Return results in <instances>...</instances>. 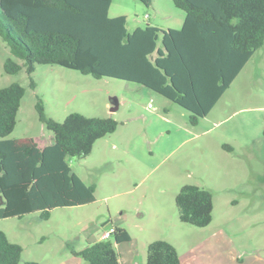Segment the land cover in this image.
Wrapping results in <instances>:
<instances>
[{
  "label": "rangeland",
  "instance_id": "374dc122",
  "mask_svg": "<svg viewBox=\"0 0 264 264\" xmlns=\"http://www.w3.org/2000/svg\"><path fill=\"white\" fill-rule=\"evenodd\" d=\"M119 15L127 16V28L133 31L151 22L178 27L185 12L173 0H154L151 6L113 0L109 16ZM9 55L0 36V88L15 81L26 88L8 138H34L39 145L54 141L53 131L39 119V96L47 114L59 121L77 111L119 122L89 155L68 157L73 170L96 185L94 202L58 207L48 220H40L39 212L0 219V229L24 248L19 264H86L81 257L69 261L71 249L86 247L115 226L131 234L132 243L123 248L136 249L139 264H147L148 240H168L184 254L214 230H224L227 241L213 237L212 251L205 250L207 241L200 245L196 264H223L213 259L215 250L227 257L226 264H255L256 258L264 264V45L198 125L190 124L186 109L137 83L97 79L56 64L36 63L31 74L26 68L8 74L4 62ZM110 95L120 98L116 111L110 110ZM185 184L213 192L215 213L209 226L180 220L175 198ZM125 255L127 262L130 254Z\"/></svg>",
  "mask_w": 264,
  "mask_h": 264
},
{
  "label": "trees",
  "instance_id": "16d2710c",
  "mask_svg": "<svg viewBox=\"0 0 264 264\" xmlns=\"http://www.w3.org/2000/svg\"><path fill=\"white\" fill-rule=\"evenodd\" d=\"M112 2L0 0V36L10 50L5 72L26 68L31 74L36 63L56 64L97 79L134 82L186 109L190 124L198 125L264 45V0H173L185 12L180 28L149 23L133 31L126 15L109 16ZM25 94L19 81L0 88V219L39 212L40 220H48L58 207L94 202L96 185L86 183L68 157L89 155L119 122L77 111L59 121L47 114L39 96L36 110L54 141L41 146L34 138H8ZM175 200L182 222L197 227L212 222L211 190L185 184ZM130 240L126 228L115 226L110 237L71 252L86 264H121L117 244ZM23 251L0 229V264H19ZM147 264H181V258L175 245L156 239L147 246Z\"/></svg>",
  "mask_w": 264,
  "mask_h": 264
},
{
  "label": "crops",
  "instance_id": "0c3cea01",
  "mask_svg": "<svg viewBox=\"0 0 264 264\" xmlns=\"http://www.w3.org/2000/svg\"><path fill=\"white\" fill-rule=\"evenodd\" d=\"M184 20V19H183ZM183 20H182V22L180 23V25L178 26V27H164V26H161V25H159V24H156V23H150V24H153V25H156V26H158V27H160V28H180L181 26H182V23H183ZM247 65V64H246ZM245 65V66H246ZM167 99V98H166ZM167 101H170V100H168L167 99ZM109 106H110V104H109ZM169 110V108L168 107H166L165 108V111H168ZM41 146H46V145H41ZM214 213H215V202H214V211H213V220H214ZM213 220H212V222H213ZM211 222V223H212ZM210 223V224H211ZM209 224V225H210ZM208 225V226H209ZM207 227V226H206ZM114 228V227H113ZM113 228H111V229H108V230H113ZM204 228V227H203ZM106 230H104V232H105ZM103 232V233H104ZM212 232H214V235H212V236H210V237H208L207 239H205V240H202V241H200V242H194L193 244H192V246L184 253V254H182V253H180V251H179V249L177 248V250H178V253H179V255H180V258H181V264H196V250H197V248L200 246V245H202V244H204L206 241H207V244L205 245V250H209V251H212V250H214L215 248H216V244L214 243H212V238L213 237H215V238H217V240L219 241V242H226L227 241V238H226V235L224 234V230H222V231H219V232H216L215 233V230L214 231H212ZM102 234V233H101ZM103 236V234L102 235H100V237L98 238V239H101V238H103L102 237ZM97 239V240H98ZM156 240V239H155ZM96 241V240H95ZM132 241H133V238H132V236H131V240L130 241H126V242H122V243H119V244H117V250H118V252H119V254H120V261H121V264H139L140 263V261H139V256L140 255H138V251L136 250V249H134V248H132V247H130L128 250H126L125 248H123L124 246H123V243H132ZM151 241L150 240H148L147 242H146V244H145V246L147 247L148 246V244L150 243ZM170 242V241H169ZM172 243V242H171ZM173 244V243H172ZM174 245V244H173ZM230 245H231V243H230ZM125 253L127 254V253H129L130 255L129 256H127L126 257V260H127V262H125L124 261V258H125ZM221 255V253H218L216 250L214 251V255H213V259L217 262V263H219V262H222L223 264H226V262H227V257H225V256H220ZM72 256L73 257H71V258H69L70 260L69 261H81L80 259H79V257L78 256H75V255H73L72 254ZM68 264H70V263H68ZM72 264V263H71ZM255 264H261V262H260V259H258V258H256V260H255Z\"/></svg>",
  "mask_w": 264,
  "mask_h": 264
},
{
  "label": "water",
  "instance_id": "95a60500",
  "mask_svg": "<svg viewBox=\"0 0 264 264\" xmlns=\"http://www.w3.org/2000/svg\"><path fill=\"white\" fill-rule=\"evenodd\" d=\"M110 110L116 111L120 108L121 102L117 95H110L109 97Z\"/></svg>",
  "mask_w": 264,
  "mask_h": 264
},
{
  "label": "built area",
  "instance_id": "2783aa9c",
  "mask_svg": "<svg viewBox=\"0 0 264 264\" xmlns=\"http://www.w3.org/2000/svg\"><path fill=\"white\" fill-rule=\"evenodd\" d=\"M111 232H112V230H106L104 233H103V238H108V237H110V235H111Z\"/></svg>",
  "mask_w": 264,
  "mask_h": 264
}]
</instances>
